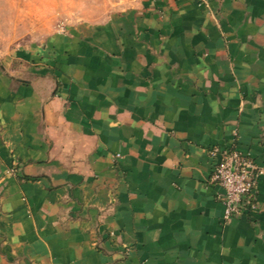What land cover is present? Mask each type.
Returning a JSON list of instances; mask_svg holds the SVG:
<instances>
[{"label":"crops","instance_id":"0c3cea01","mask_svg":"<svg viewBox=\"0 0 264 264\" xmlns=\"http://www.w3.org/2000/svg\"><path fill=\"white\" fill-rule=\"evenodd\" d=\"M260 166L224 219L218 157ZM0 264H264V0H142L0 55Z\"/></svg>","mask_w":264,"mask_h":264},{"label":"rangeland","instance_id":"374dc122","mask_svg":"<svg viewBox=\"0 0 264 264\" xmlns=\"http://www.w3.org/2000/svg\"><path fill=\"white\" fill-rule=\"evenodd\" d=\"M142 0H0V55L78 22L104 21Z\"/></svg>","mask_w":264,"mask_h":264},{"label":"built area","instance_id":"2783aa9c","mask_svg":"<svg viewBox=\"0 0 264 264\" xmlns=\"http://www.w3.org/2000/svg\"><path fill=\"white\" fill-rule=\"evenodd\" d=\"M210 154L219 158L211 181L223 190L218 198L224 203V219L259 209L256 189L262 171L251 154L217 146L210 148Z\"/></svg>","mask_w":264,"mask_h":264}]
</instances>
